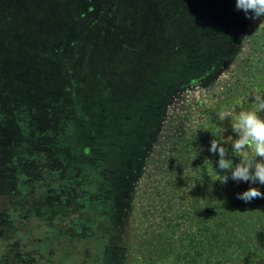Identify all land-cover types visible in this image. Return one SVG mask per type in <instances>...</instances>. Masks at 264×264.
<instances>
[{"label":"rangeland","instance_id":"374dc122","mask_svg":"<svg viewBox=\"0 0 264 264\" xmlns=\"http://www.w3.org/2000/svg\"><path fill=\"white\" fill-rule=\"evenodd\" d=\"M196 1L194 10V0H0V211H7L0 216V261L10 256L14 264H190L194 255L195 264H264V199L246 204L240 214L244 226L231 221L229 232L215 234L218 245H209V234L199 235L209 192L219 195L222 188L210 171L217 159L207 151L210 140H220L231 155L225 143L231 125L218 124L216 115L248 109L251 94H264V18L246 19L233 10L234 0ZM204 10L217 15L211 50L187 34L188 19H202ZM158 11L167 19L162 31ZM52 18L55 29L47 30ZM188 46L195 48L190 61L195 65L184 68L187 61L181 58L180 70L172 59ZM49 50L55 57L46 55ZM161 58L166 70H179V76L158 77ZM158 82L166 89L160 96ZM128 93L130 104H141L146 95L148 106L129 123L118 152L105 148L111 153L107 163L114 162L109 185L82 183L85 195L103 199L94 209L97 225L90 227V212H74L77 198L56 201L49 197L52 189L44 193L58 167L46 154L62 127L78 155L83 154L79 145L90 143L87 138L102 146L107 137L114 144L116 136L106 132L109 126V132L117 131L112 118L134 115L126 111ZM90 105L92 124L86 116ZM71 119L79 123L70 124ZM22 173L25 185L19 181ZM253 186L264 192V186ZM247 187L229 181L223 190ZM70 188L63 194L77 196V188ZM189 216L199 228L193 247L174 226L175 218L186 225ZM17 254L27 257L18 260Z\"/></svg>","mask_w":264,"mask_h":264},{"label":"trees","instance_id":"16d2710c","mask_svg":"<svg viewBox=\"0 0 264 264\" xmlns=\"http://www.w3.org/2000/svg\"><path fill=\"white\" fill-rule=\"evenodd\" d=\"M203 1H205V0H203ZM206 4H207V2H206ZM215 4H217V3L214 2V6H213L212 3H209L210 7H212V6L216 7ZM15 5H16L15 6V8H16L18 5H17V3ZM42 5H44V3ZM193 5H194L193 9L196 10L198 2L196 0H194ZM204 7H205V5H203L202 8L204 9ZM26 8H28V7H26ZM28 9L33 10V7H30ZM2 12H3V10L0 9V15H2ZM31 12H33V11H31ZM204 14L206 16L203 15L202 19H197L194 16H191V18L188 19V23H190V25H188L187 27L188 28L191 27L192 29H189L187 31V34H190V36L193 38V40L197 39L199 41V43L203 41V44H205V45L208 44L207 48L210 47V50H211V47L214 45L213 44L214 42H212V41H215L214 39L216 38L215 36L217 35L216 30H215V25H216L215 23L217 22L215 19L217 18L216 17L217 15L207 14V12H205V10H204ZM126 15H128V14H126ZM71 18H73V16ZM196 19H197V21H196ZM127 20H128V17H127ZM166 20L167 19L164 17V15H161V12L158 11V21L161 22V24H158V26L160 27L161 31L165 26L164 23L166 22ZM48 22H47L48 25H45V27L47 26V30L55 29V27H54V25L56 23L55 19L52 18L51 20H48ZM208 22H210V23H208ZM160 25H162V26H160ZM196 27H197V30L195 29ZM6 28L7 29L5 30V32H8L9 31L8 26H6ZM5 35H7V34L3 33V36H4L3 38H5ZM212 38H213V40H212ZM193 40L191 42L192 43L191 46L195 45ZM130 41H131L130 42V50L132 52L133 48L131 47L132 46L131 43H132L133 39H131V37H130ZM49 45H51V43H49ZM158 50H159V48H158ZM194 53H195L194 47L189 48V46H188L186 50L182 49V52L180 53L181 55L175 59H172V60H174L173 64L175 65L176 68L179 65V67H181L180 70H182L183 69L182 66H184V65H181V60L185 59L187 61L186 62L187 66L185 65L184 68H189V67L194 68V65H195L194 62H190V61H194L193 60V58L195 56ZM205 53H206V55L209 53L208 49L205 51ZM17 54H18L17 51L14 50V55H17ZM46 55L49 58H52V56H54V55H52L50 50H49V52L48 51L46 52ZM18 56L19 55H17V57ZM13 58H15V57L13 56ZM115 62H116V59H115L114 63L112 64L114 67L111 66V70L109 69L113 75H115L114 74L115 65H116ZM153 62H152V66H150V68L154 67ZM146 64H147V62L145 61L140 65L141 70L143 69V66H147ZM24 68H25V66H23V69ZM130 68H131V65H130ZM2 69H4V68L2 67ZM139 69L140 68H138V70ZM166 69H168V68L165 67V63H164L163 59L161 58V60H158V69H157L158 77L163 75L162 78H165L167 81V79L169 80V78L175 77V75L179 76V73H180L179 70L170 72ZM36 72L37 71H33L32 74H35ZM33 78L34 77H29L28 79H33ZM40 78H41V76H37V77H35L34 80H39ZM155 81L156 80H152L151 77L149 78V82L156 84ZM159 82H162V81H159ZM159 82H158V96L163 94L166 90V89L160 90V88H159L160 83ZM150 86H153V85H150ZM38 91H40V90H38ZM81 91L84 92L85 88H81ZM132 92L134 93V95H131V97H135L136 91H132ZM36 93H38V92H35V95H36ZM82 97H84V96H82ZM128 98H129V93H128ZM148 99L149 98L148 97L146 98V95H145V97L143 99H141V104L137 105L134 103L130 104L132 102L130 101V98H129L128 103L126 104V111H131V112L133 111L134 115L131 116L130 114H127L128 117L123 118L122 120H121V117L112 118L111 121H113V119H114V122H115L114 125L116 127L115 130H117V131L114 134L112 133V131L109 132V130L113 129V127L109 126V128H108L109 130L106 132L111 134L112 136L113 135L116 136L117 140L114 141L115 142L114 144H112L111 142L109 143L110 140L108 141L107 137H105L103 140H100L103 142V145L104 144L108 145V146L106 145L105 147L103 145L102 146L99 145L102 143L98 144L97 139L87 138L86 140H88V139L91 140L90 143H84V144L79 145L82 148V149H80V148L79 149H80V151L83 152V154L79 153L80 155H78L73 150L75 148V145H73L72 143H69V142L67 143L68 140H66V139L68 138L67 137L68 131L63 132V130L66 127H62L63 128L62 130L60 129L58 132H56V133H59V135H58L59 137L57 139L60 142L56 141V143H52L54 145L52 147H49V149H48L49 152L46 155L48 157H50L51 160H54L56 158V161H57L56 166H58V167L55 168V166H54V172L53 173L50 172V174L52 176L49 178H50V181H52V182H51V184H46V186H45L46 188L44 189V193H47L46 191L48 188L52 189L51 191H49V193L51 194V196H49V197L51 199L54 198L56 201H64V200L66 201L69 197L77 198V199H75V205L76 206L73 205L74 212H75V214L76 213L83 214V212H87V211L90 212V213H88V221H90V222L86 224V225H90V227H96V225H97L96 224L97 219H96V222L94 223V220H95L94 218L97 217L94 215V209H98L102 205L103 199L98 197V196H96L97 198H94V197L91 198L90 197L91 195L90 196L85 195L83 192H84V190H87L88 188H87V186H82V183H85L87 185L91 184L95 187H104V185L105 186L109 185V183L111 181V175L113 172L111 170V168L114 166V162L112 160H110V163H107V159H108L107 155H109V154L111 155V153L108 154V151L106 149L111 150V152H114L116 150H117L116 152H118V147L120 145V141L122 142V141H124L125 137H128L126 133H127V128L130 126L129 123L131 121H133V118H135V121H136L142 115L141 112H143L144 111L143 109H145V107L148 106V105H146L147 104L146 101ZM91 106L92 105H90L89 107H91ZM93 109H94L93 107L86 109V111L89 114V115L86 114V116L89 118L88 122L90 124H92V121H93L92 119H90L91 117L93 118L91 113L93 112V115H94V111H92V112H90V111ZM126 111H124V112H126ZM114 117H116V116H114ZM76 119H74V120L71 119V121L73 123L71 121H70L71 123L68 122L67 123L68 126H69V123L70 124L79 123V122H76L77 121ZM107 123L109 124L110 122L107 121ZM105 126H107V125H105ZM76 128H77V126H75V125L70 127V129L73 132H75ZM54 131H57V130H54ZM80 138H82V140L84 142L86 141L83 137H80ZM105 141H106V143H105ZM109 144H111L112 146L110 145V147H109ZM113 147H116L117 149H115ZM111 148H113V149H111ZM69 153L71 154L70 159L68 157V156H70ZM44 159H45V157H44ZM61 168L63 170H65L62 175L59 173L60 172L59 169H61ZM69 170L73 171V173L71 176L68 177ZM57 175H59V176H57ZM24 176L25 175L22 173L21 174L22 179H19V181L22 185H25L24 184V178H25ZM19 177H20V175H19ZM26 178H29V177H26ZM31 179L35 180L34 174L32 175ZM28 181L30 182L31 180H28ZM237 185H239V184H237ZM70 186H75L77 188V191H76L77 196L73 195V194H70L71 196H68V195L66 196L65 194H63L64 191H66V192L68 191L71 193ZM220 187H221V185H220ZM223 187H225V185H222V188H220V191H219L220 194L219 195L216 194L215 192H213L212 193L213 196L211 197L210 192H209V196H208L209 200L207 201V204H206L207 212L204 216L203 215L201 216L202 221H206V223L204 225L201 222L203 227H200L201 232L199 235H203L202 233H204V232H205V235L209 234L212 238L211 241H208L210 246H212V243H215L216 245H218L217 239L214 238L215 234H217L219 232H221V233L229 232L227 225H229L231 221H233L234 225H236V226H239V227L244 226V224L241 223L242 221H244L241 218H244V217L241 216L240 214L244 211L246 204L243 203L242 201L236 199L235 193H237V189H234L233 191H229V190L224 191ZM43 188H44V185L41 186V189H43ZM210 188H211L210 190L213 189V187H210ZM47 201H49V200H47ZM75 208H77L76 209L77 211L75 210ZM195 208H197V211H199V208L197 206H195ZM46 209H49V208H46ZM193 212H194V210H193ZM6 213H7L6 210L0 211L1 218L6 217ZM71 213H73V211H71ZM103 213H106V212H103ZM236 218H237V220H236ZM41 219L43 222V226L48 227V223H45V220L43 219V217ZM175 219L177 221L176 222L177 225H174L176 227L175 229L178 230L179 235H186L185 237L186 238L188 237V240H187L188 245L193 247V244L198 239V231H199V228L195 225L196 218H194L192 216L187 217L185 220L186 225H184L183 222H180V220L178 218H175ZM10 221H11V223H10ZM187 221L189 222V224L187 223ZM210 221H214V222L210 223ZM13 223L14 222L12 220V217L10 216L7 224H9V226L11 227ZM54 223H55V221H54ZM56 224H58V223L56 222ZM248 225L252 226V223L250 222ZM255 228H254V230H255ZM48 229L51 230L50 227H48ZM190 234L193 236H190ZM194 234H196V235H194ZM227 235H229V237H230V234H227ZM95 236L97 237V233L95 234ZM96 241H97V239H96ZM44 251H47V249H45ZM178 253L179 252H177V254ZM174 256L176 259L178 258V256L176 254ZM26 257H27V255H25V254H17L14 256V258L18 259V260L19 259H26ZM11 259H12V257L7 256L6 258H4V260L0 261V264H14V260L11 261ZM190 259H192V260H189V263L193 264L194 260H195L194 255ZM178 260H179V258H178ZM17 264H21V263H17Z\"/></svg>","mask_w":264,"mask_h":264},{"label":"clouds","instance_id":"9594fccd","mask_svg":"<svg viewBox=\"0 0 264 264\" xmlns=\"http://www.w3.org/2000/svg\"><path fill=\"white\" fill-rule=\"evenodd\" d=\"M234 11L241 12L253 23L264 18V0H234ZM264 94H251V107L238 112L220 110L216 115L218 124L229 122L231 136L224 146L220 140L211 139L207 151L217 157L215 168L210 169L214 175L213 182L221 185L232 181L235 184H247L248 187L235 193L236 199L245 204L254 199H264ZM228 131L227 129L224 130ZM196 156V155H195ZM235 158V159H234Z\"/></svg>","mask_w":264,"mask_h":264}]
</instances>
